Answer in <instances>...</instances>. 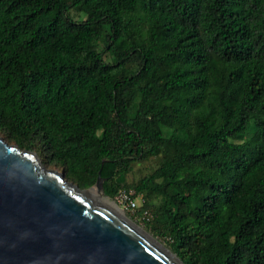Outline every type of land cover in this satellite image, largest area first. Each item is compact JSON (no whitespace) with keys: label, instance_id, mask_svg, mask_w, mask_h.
I'll return each instance as SVG.
<instances>
[{"label":"trees","instance_id":"trees-1","mask_svg":"<svg viewBox=\"0 0 264 264\" xmlns=\"http://www.w3.org/2000/svg\"><path fill=\"white\" fill-rule=\"evenodd\" d=\"M0 135L185 264H264V0H0Z\"/></svg>","mask_w":264,"mask_h":264},{"label":"water","instance_id":"water-1","mask_svg":"<svg viewBox=\"0 0 264 264\" xmlns=\"http://www.w3.org/2000/svg\"><path fill=\"white\" fill-rule=\"evenodd\" d=\"M104 181L100 170L82 188L0 135V264H185L117 209Z\"/></svg>","mask_w":264,"mask_h":264},{"label":"rangeland","instance_id":"rangeland-1","mask_svg":"<svg viewBox=\"0 0 264 264\" xmlns=\"http://www.w3.org/2000/svg\"><path fill=\"white\" fill-rule=\"evenodd\" d=\"M40 156V154H39ZM41 158V156H40ZM160 164V157H152L148 160L145 161H141L138 162L134 165L133 167V171L130 172L128 174V178H127V182L128 183H136L138 181H140V179L150 173L151 171H153L155 168H157ZM48 168H55L58 169L59 171H62L61 166L57 165V166H47ZM69 180V179H68ZM71 182L77 184L76 182L70 180ZM143 198V196H141ZM119 206L121 207V210L123 213H125L130 219H132L133 221H135L136 223H138L139 225H141L142 227H144L146 230H148L149 232H151L160 242H162L166 248H168L169 250H172L171 246L169 245L168 241L163 240L162 238H160L159 236L155 235L150 229H148L146 227V225L144 224V222L140 219H138V214L134 212V210H132L131 208H127L124 204H122L117 198L115 199ZM159 200V198H158ZM136 202H138L137 204L141 203V198L136 199ZM159 202V201H158ZM168 240V239H166ZM173 251V250H172Z\"/></svg>","mask_w":264,"mask_h":264},{"label":"built area","instance_id":"built-area-1","mask_svg":"<svg viewBox=\"0 0 264 264\" xmlns=\"http://www.w3.org/2000/svg\"><path fill=\"white\" fill-rule=\"evenodd\" d=\"M117 199L124 204L127 208H131L132 210H135L137 208V202L136 199H134L130 194L127 192H121ZM147 214V212H146Z\"/></svg>","mask_w":264,"mask_h":264},{"label":"bare ground","instance_id":"bare-ground-1","mask_svg":"<svg viewBox=\"0 0 264 264\" xmlns=\"http://www.w3.org/2000/svg\"><path fill=\"white\" fill-rule=\"evenodd\" d=\"M107 203H109L111 206H113V207H117V205L113 202V201H111V200H108L107 198H103ZM117 209L121 212V213H123L122 212V210L121 209H119L118 207H117ZM125 214V213H124Z\"/></svg>","mask_w":264,"mask_h":264},{"label":"clouds","instance_id":"clouds-1","mask_svg":"<svg viewBox=\"0 0 264 264\" xmlns=\"http://www.w3.org/2000/svg\"><path fill=\"white\" fill-rule=\"evenodd\" d=\"M117 198V197H116ZM116 198H114V199H116Z\"/></svg>","mask_w":264,"mask_h":264}]
</instances>
